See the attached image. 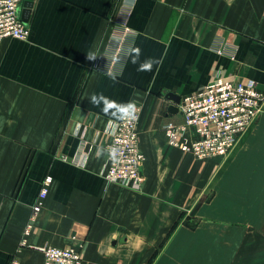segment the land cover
Returning a JSON list of instances; mask_svg holds the SVG:
<instances>
[{"label":"crops","instance_id":"crops-1","mask_svg":"<svg viewBox=\"0 0 264 264\" xmlns=\"http://www.w3.org/2000/svg\"><path fill=\"white\" fill-rule=\"evenodd\" d=\"M120 16L127 50L160 63L138 71L125 55L113 82ZM28 27L27 40L0 43V264H44L46 244L79 249L83 264H264V113L228 158L199 160L163 131L183 123L169 94L218 78L264 92V0H35ZM95 93L144 106L141 191L103 176L120 120L91 104Z\"/></svg>","mask_w":264,"mask_h":264},{"label":"built area","instance_id":"built-area-1","mask_svg":"<svg viewBox=\"0 0 264 264\" xmlns=\"http://www.w3.org/2000/svg\"><path fill=\"white\" fill-rule=\"evenodd\" d=\"M25 0H0V43L7 39L27 40L30 36L28 23L21 18ZM129 11L123 13L127 19ZM117 26L109 38L110 70L124 58L133 32L126 26ZM224 49L218 50L220 54ZM234 59V55L231 56ZM137 106V118L119 121L106 145L107 161L103 176L108 183H120L141 191L145 177L141 171L146 156L141 148L140 125L143 104ZM183 123L169 122L163 127L169 145L194 155L199 160L228 158L242 139L255 126L264 112V92L254 80L236 82L218 78L203 89L182 97L179 105ZM118 151L113 159L108 150ZM66 159V158H65ZM52 177L45 178L37 201L32 208L30 222L25 229L22 245L41 214L49 194ZM43 253L44 264H83L81 251L77 248H61L53 245L37 247Z\"/></svg>","mask_w":264,"mask_h":264},{"label":"clouds","instance_id":"clouds-1","mask_svg":"<svg viewBox=\"0 0 264 264\" xmlns=\"http://www.w3.org/2000/svg\"><path fill=\"white\" fill-rule=\"evenodd\" d=\"M125 6L129 8L134 7L135 0H125ZM125 54L131 59L132 63L138 64V71H151L155 65L160 63V61L151 57L141 61V49L137 46H134V44L129 46ZM87 57L89 60L93 61L97 58L94 53H89ZM107 75L113 82L117 81L118 74L114 71L109 70ZM90 101L93 106L101 108V111L105 115H110L115 119L129 121L137 118L138 109L136 104L132 101L118 102L105 96L103 93L93 94ZM103 151L104 150H98L97 155H101ZM117 151L118 150L115 147L109 149V156L114 159L116 157Z\"/></svg>","mask_w":264,"mask_h":264},{"label":"water","instance_id":"water-1","mask_svg":"<svg viewBox=\"0 0 264 264\" xmlns=\"http://www.w3.org/2000/svg\"><path fill=\"white\" fill-rule=\"evenodd\" d=\"M35 0H25L23 8L21 11V18L24 22L29 23L34 8ZM168 98L173 102V105L170 107L171 113H176L179 111V105L181 103V97L175 94H169Z\"/></svg>","mask_w":264,"mask_h":264},{"label":"rangeland","instance_id":"rangeland-1","mask_svg":"<svg viewBox=\"0 0 264 264\" xmlns=\"http://www.w3.org/2000/svg\"><path fill=\"white\" fill-rule=\"evenodd\" d=\"M263 113H264V112H263ZM263 113H262V114H263ZM259 119H260V118H259ZM258 121H259V120H258ZM255 125H256V124H255ZM249 134H250V133H249ZM249 134L246 136V138L249 136ZM246 138H245V139H246Z\"/></svg>","mask_w":264,"mask_h":264}]
</instances>
